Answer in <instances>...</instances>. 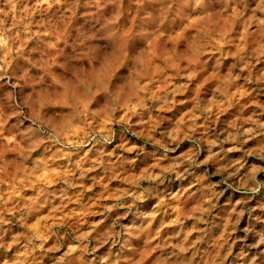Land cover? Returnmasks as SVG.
Masks as SVG:
<instances>
[{
    "label": "rangeland",
    "instance_id": "obj_1",
    "mask_svg": "<svg viewBox=\"0 0 264 264\" xmlns=\"http://www.w3.org/2000/svg\"><path fill=\"white\" fill-rule=\"evenodd\" d=\"M0 264H264V0H0Z\"/></svg>",
    "mask_w": 264,
    "mask_h": 264
}]
</instances>
